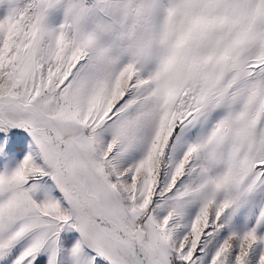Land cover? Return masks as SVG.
I'll return each mask as SVG.
<instances>
[{
    "label": "snow or ice",
    "instance_id": "6c2138e0",
    "mask_svg": "<svg viewBox=\"0 0 264 264\" xmlns=\"http://www.w3.org/2000/svg\"><path fill=\"white\" fill-rule=\"evenodd\" d=\"M0 264H264V0H0Z\"/></svg>",
    "mask_w": 264,
    "mask_h": 264
}]
</instances>
